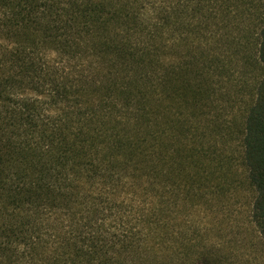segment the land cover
<instances>
[{
  "label": "trees",
  "instance_id": "obj_1",
  "mask_svg": "<svg viewBox=\"0 0 264 264\" xmlns=\"http://www.w3.org/2000/svg\"><path fill=\"white\" fill-rule=\"evenodd\" d=\"M234 140L264 238V0H0V264H172Z\"/></svg>",
  "mask_w": 264,
  "mask_h": 264
},
{
  "label": "rangeland",
  "instance_id": "obj_2",
  "mask_svg": "<svg viewBox=\"0 0 264 264\" xmlns=\"http://www.w3.org/2000/svg\"><path fill=\"white\" fill-rule=\"evenodd\" d=\"M256 1L253 0V3ZM244 57L253 58V54L248 52ZM232 143L235 151L232 162L233 167L238 166L236 180L239 183L233 199L228 203L229 208L224 211L227 213L221 216L215 214L216 208L211 213L203 207H194L190 208L188 217L182 211V215L176 220L181 233L175 248L177 256L173 258L172 264H264V238L248 216L253 189L243 180V174L239 170L236 141ZM139 230L143 238V246L139 251L147 256L145 262L152 263L154 259L162 258L167 261L174 255L170 241H158L154 233L146 228L139 227Z\"/></svg>",
  "mask_w": 264,
  "mask_h": 264
}]
</instances>
